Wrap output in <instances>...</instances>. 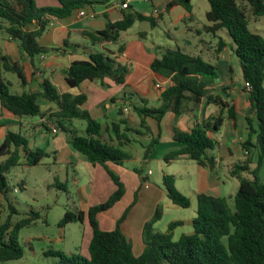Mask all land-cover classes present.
Wrapping results in <instances>:
<instances>
[{"label":"trees","instance_id":"obj_1","mask_svg":"<svg viewBox=\"0 0 264 264\" xmlns=\"http://www.w3.org/2000/svg\"><path fill=\"white\" fill-rule=\"evenodd\" d=\"M48 1H54L56 6L39 7L37 0H0V33L18 42L31 59L47 54L48 49L42 47L38 39L53 20L65 19L79 10L94 11L95 7L107 4L110 0ZM207 1L208 24L202 27V31L211 34L213 38H218L220 31L227 32L234 44L232 50L239 62L242 81L251 86L249 92L243 87L250 105V117L246 118V137L240 144L245 160L235 162L229 169L230 176L238 181L233 208L229 206L227 198L197 194L196 213L191 223L192 233L183 234L176 241L173 240V231L181 222L170 223L164 233L155 232L153 225L160 217L157 210L154 218L143 226V252L134 256L131 243L121 230L129 209L116 221L113 230L104 231L99 227L97 217L111 209L124 195V186L119 178L106 170L116 186L115 192L105 202L89 207L85 212H65L59 224L63 227L87 220L91 229L88 258L50 252V255L58 257L56 264H264V184L259 178L264 157V39L250 32L245 11L235 0ZM243 1L249 4L254 17L264 15L263 0ZM177 7L188 14L185 20H192L190 0H172L164 12L169 13ZM161 20L162 14L156 17L145 16L128 5L120 20H108L103 30L86 33L92 46L101 43L118 45V56L107 51H96L89 53L86 59L72 62L63 71L66 85L76 89L84 81L109 79L115 85L124 86L130 69L127 63L122 64L118 60L124 51V45H120L121 35L135 22H148L151 28H156ZM225 47V42L218 38L215 54L218 55ZM0 68L15 74L21 84L24 82L22 66L1 52ZM150 70L160 79L170 82L160 92L159 106L149 107L146 99L124 93L120 97L123 103L117 109L118 119L104 128L84 109L87 100L84 94L74 96L60 93L49 80L43 82L41 92H23L18 95L9 91L8 81L0 79V107L18 119L37 116L46 119L65 135L67 144L85 157L90 165L106 167L107 163L121 165L125 161L127 157L121 148L135 142L130 133L149 139L143 146L142 158L146 160L161 138V122L165 115H180L185 103L199 104L204 101L206 105L216 106L217 113L188 131L174 130L172 139L181 147L170 151L163 158L169 162L186 156L212 172L215 161L209 152L218 146L215 134L225 119L231 123L233 130L237 127L236 108L226 93L229 88L222 87L219 92L212 89L218 77L217 67L199 56L185 54L179 49H166L160 58L153 59ZM39 98L54 105L53 111L42 113ZM129 108L138 118V128H132L128 123L129 116L125 110ZM252 116L256 118L255 127ZM74 120L85 123L84 136H79L76 130H69L66 126ZM41 126L51 132L48 123ZM21 153L28 166H36L48 157V153L40 148L31 150L28 138L21 133L6 131L0 144V158L4 157L0 161V195L7 203L8 215L4 222L0 220V264L23 257V249L18 242L19 233L39 219V214L32 212L13 222L17 211L9 201L11 187L7 175L19 164ZM255 153L256 167H252ZM134 172L141 175L139 170L135 169ZM174 181L173 175L163 177L166 196L174 206L188 209L190 200L176 189Z\"/></svg>","mask_w":264,"mask_h":264},{"label":"rangeland","instance_id":"obj_2","mask_svg":"<svg viewBox=\"0 0 264 264\" xmlns=\"http://www.w3.org/2000/svg\"><path fill=\"white\" fill-rule=\"evenodd\" d=\"M114 1L121 3L122 0ZM129 1L131 6L137 9L136 3L138 4V2L136 0ZM235 1L245 11L250 32L258 34L264 39V15L254 17L251 14L248 3L243 0ZM141 3L145 5V2ZM190 4L194 17L193 21L185 20V16H188V14L181 7H177L170 13L163 11L162 20L158 22L156 28H151L147 23L139 22L127 32L124 42L127 43L131 42L132 39H138L148 48L157 46L164 51L166 49H179L185 54L199 56L205 61L214 63L215 46L218 38H221L227 44L226 55H229L234 63L232 65L234 70L233 78L234 80L236 78L242 80L238 59L232 50L234 44L227 32L225 30L220 31L217 34L218 38H213L211 34L202 31V27L208 24L206 20V12L209 9L208 1L190 0ZM96 8L98 9V7ZM88 17L93 19L95 15L92 17L90 13ZM99 20L104 19L100 17ZM138 33H145V36L140 38ZM0 34L6 36L3 33ZM73 43L79 44L78 46L80 47L86 46L84 40L79 37ZM0 44L3 45V42L1 41ZM87 46L91 53L102 51L97 46L93 47L89 42H87ZM107 47L116 49L112 44H108ZM1 78L10 83L9 91L11 93L19 95L23 92H29V88L24 87L15 74L1 70ZM235 85L236 88H239L242 82L240 84L235 82ZM38 102L41 109H43L44 102L40 99ZM158 106V102L151 101V107L157 108ZM129 113L132 115L129 119V125L133 128H138L136 126L138 122L137 116L132 113V109H129ZM245 116H243V112L238 114L237 129L234 132L237 133V131L241 132L242 130L245 132L246 118L250 117V114L247 113ZM29 119L39 121V116ZM44 120L48 123L50 129L55 128L53 123L46 119ZM252 120V124L255 127L256 118L252 116ZM66 126L76 130L79 136L85 135V123L83 121L74 120ZM222 129L220 133H222ZM10 130L18 132V129L14 127ZM161 132L162 145L159 147L155 146L146 160L142 158L144 151L143 149L141 150L142 146L140 145L147 137L130 133V136L136 142L128 148L130 160L125 161L124 166L131 172L135 169L141 171V175L134 172L138 176L140 187H127L124 189L123 197L111 209L99 215L100 229L111 231L115 228L116 221L129 209L122 225L126 223L125 230L129 232L128 238L132 241L128 238L127 240L131 243L134 256H139L143 252L144 247L142 245L144 244H142L143 240L140 237V232L142 233L143 230V222L146 220V223L152 220L157 210L160 213V217L153 225V229L159 233L166 232L168 225L172 222L184 221L185 223V221L191 220L196 213V199L191 193L188 178L185 174L186 172H190L191 175L194 173H192L191 168H188L185 172L181 170L182 166L178 162H167L163 158L167 153V150L163 152L165 148L163 143L167 141V117L161 124ZM21 133L28 138L31 150L40 148L48 153V157L43 158L36 166H28L25 162L24 154L21 153L19 164L11 169L7 175L8 184L11 187L8 195L9 201L17 211V215L13 217V222L29 216L32 212L38 213L39 219L34 224L22 229L19 233L18 242L23 249V257L19 260L2 264H56L59 259L54 255H50V252H60L68 256L75 255L87 259L89 256L88 245L91 238V229L87 220L85 219L83 223H69L63 227H60L59 224L67 211L74 213L77 210H82L85 212L89 207L105 202L115 192L116 186L113 185L108 176L104 174L101 176L97 170H94L85 157L76 153L69 145L68 147L71 151L77 157L84 159L87 164L76 163L72 165L61 162L60 157L67 155V151L62 146L58 148L59 142L65 140L64 134L59 130L56 136L54 133L47 132L41 126L34 131L29 130L26 132L23 130ZM2 141L3 139L0 137V144ZM58 150L60 157L57 156ZM136 152H141L139 163L136 162ZM57 157L59 158L57 159ZM3 159L4 157H1L0 161ZM256 160L257 153L253 156L252 167H256ZM236 161L237 155L235 153L231 162ZM191 163L196 167L195 162L191 161ZM228 164L229 162L223 161L220 170L215 173L220 184L217 189V196L227 198L229 206L233 208V198L238 190V181L230 176ZM167 175L175 177L174 182L181 192L178 191L190 200V208L182 209L174 206L169 201L162 183L163 177ZM245 176L248 175L245 174ZM259 178L264 184V157L259 171ZM21 184H23L22 187L20 186ZM7 215V203L0 195L1 222L5 221ZM186 232H188L186 223L176 227L173 231V240L176 241L181 235L187 234ZM140 247L142 249H139Z\"/></svg>","mask_w":264,"mask_h":264},{"label":"crops","instance_id":"obj_3","mask_svg":"<svg viewBox=\"0 0 264 264\" xmlns=\"http://www.w3.org/2000/svg\"><path fill=\"white\" fill-rule=\"evenodd\" d=\"M110 1L107 4L97 6L98 9L96 7L94 8L95 17L93 19L88 16L79 17L78 11H75L71 16L65 19L53 20L49 24L45 32L42 34V36L38 39L39 44L42 47L48 49L47 54L37 56L33 59L29 58V56L23 52L18 42L9 39L7 36L0 34L1 37L0 43L1 41L3 42V45L0 44V52L2 54L9 56L13 62L19 63L22 66L24 72V82L22 83V85L24 87H28L29 92H41L43 90V82L45 80H49L53 85H55L58 88L60 93H70L74 96L84 94L87 97L86 103L84 105V109H86L95 120L102 123L103 128L105 127V125L115 122L118 119L117 109L123 103L120 100V97L124 93L134 94L146 99L148 101V106L151 107V101L158 102L159 104L160 91H158L155 88V85L163 84L166 82V80L160 79L156 74H154L150 70V64L153 61V59L161 57L164 51L162 50V48L159 49V47L157 46L148 48L144 44H142L138 39L136 40L132 39L131 42H127V43L124 42V39L127 37V32L132 27L136 26L137 23H139V22H135L127 32L121 35L120 38V45H124V51L122 54L119 55L118 60L122 64L127 63L130 69L129 74L126 77L124 86L115 85L109 79H104L103 81H96V82L84 81L76 89H70L66 85L63 71L66 68H68L72 62L76 60L86 59L87 55L91 53L89 47L87 46V42L89 41L88 38L85 36V34L88 32L91 33V32L103 30L108 20L115 22L122 18L123 9H120L119 7L117 8L110 7L111 3L114 2L119 3V2L114 0H110ZM136 1L138 2V4L136 3L137 6V9H135L136 11L144 14L145 16L152 15L156 17L157 14H162L163 11H165V7L172 0H136ZM141 2H145V5L144 4L142 5ZM122 3H127L129 6H131V2L129 0H122L121 3L119 4ZM37 5L39 7L56 6V3L54 1H48V0H37ZM100 17H102L104 20H99ZM186 18L187 15L185 16V19ZM193 20L194 17L190 21ZM140 23L149 24L148 22H140ZM144 36L145 33H138V37L143 38ZM77 37L82 38L86 46L80 47L78 46L79 44L76 45V43H73V41H75ZM108 44L111 45L112 43H101V44H97L96 46L100 48L102 51H107L109 53H112L113 55L118 56L116 52L118 49V45L112 44L116 47V49L114 50L107 47ZM226 48H227V44L226 47L218 53V55L215 54L214 63L212 64H214L217 67L218 77L215 81V84L212 86V89L215 90L216 92H219V89L222 87L229 88V90H227L226 93L230 96V99L232 100V103L236 108L237 119H238V114L241 112H243V116H245L247 113L250 114V105L248 101V95L243 91V81L239 78H236L234 80L232 76L234 71L232 65L234 63L232 62L230 56L226 55L227 53ZM0 79H3L1 78V68H0ZM235 82L237 84H240L242 82L241 87L236 88ZM167 85H170L168 83V80H167ZM39 99L42 100V102H44L43 109H41V106L38 102L42 113L46 111H51V112L53 111L54 105L48 103L43 98H39ZM125 104L126 106L128 105L127 102ZM129 109L125 110V113L127 114V116H129L130 119L132 115L131 113H129ZM217 111L218 108L216 106L206 105L205 102L202 101L199 104L185 103L183 106V113L180 115H175L173 113L166 114L161 122L162 124L164 119L167 117V141L163 143L165 146L163 152L167 150L166 154H168L170 151L179 149L181 147L179 144L175 143L172 139V133L174 130L188 131L194 125L200 124L203 120L208 119L209 117L217 113ZM0 115H1L0 137H2V139L4 138L6 131H11L10 129L13 127L17 128L19 133H21V131L23 130L28 132L29 130L34 131L36 128H39L41 124L46 122L44 119H41L40 116H39V121H34V119H29V118L18 119L16 117L11 116L9 113L1 110V107H0ZM68 124H71V122ZM138 124L139 122L136 123V126H138ZM68 129L71 130L70 127H68ZM221 129H222V133H220ZM221 129L214 136L218 143L217 148L209 152V154H211L214 157V161H215V167L212 172L208 169L198 166L197 164L196 167H194V165H192L191 163V160L186 156H181L175 160L169 161L173 163L178 162L179 164H181L182 166L181 170L185 172L187 171L188 168H191L192 173L194 174L191 175L190 172H186L185 174L186 177L188 178V184L189 187L191 188V193L195 199L197 194L200 193L208 196L218 197L217 189L219 188L220 184H219V179L216 176L217 174L215 175V173H217L220 170L223 161L229 162L228 166L230 169V167L235 163V162L233 163L231 162V160L234 158L235 153L237 155L236 162L245 160V156L243 154L240 144L245 138L246 131L244 132L242 130L241 132L238 131L237 133L234 132L236 131L237 127L235 130H233L231 128V123L226 119L224 120ZM56 135L57 134H55V136ZM64 139H65L64 141L61 140V142H59L58 144V148L62 146L64 147V150L67 151V155H65L64 157H60L58 150L57 156L61 158V162L63 163L65 162V164H72V165L76 163L87 164L85 163L84 159L77 157L75 153L71 151V149L68 147L66 137H64ZM148 141H149L148 138L145 139L140 146L143 147L148 143ZM135 142H133L132 144H135ZM130 145L121 148L127 157L125 161L130 160L129 158L130 155L128 154L127 151L128 148H130ZM161 145H162V132H161V138L158 144L155 146L159 147ZM142 147L141 150L143 149ZM136 153H137L136 162L139 163L141 152H136ZM59 157H57V159ZM124 162L121 165L107 163L106 167L95 165L92 168L94 170H97L101 176L103 174L108 176L106 170H109L119 178L120 182L124 186V189H126L127 187L139 188L140 184L138 181V176L134 173V171L131 172L128 169H126L124 166ZM213 173L214 175L211 176V174ZM175 187L177 190H179L177 188L176 183H175ZM99 217L100 216L97 217L98 220ZM192 220L193 218H191V220L189 221H185L188 228V232H186L187 233L186 235L192 233V226H191ZM145 221L143 222V225L145 224ZM185 223L184 221H181V225ZM125 224L126 223H124L121 226V230L127 239L129 237V232L125 230ZM140 237L142 238L141 232H140ZM173 238H174V233H173ZM142 247H144V245H142ZM139 249L142 248L140 247Z\"/></svg>","mask_w":264,"mask_h":264},{"label":"built area","instance_id":"obj_4","mask_svg":"<svg viewBox=\"0 0 264 264\" xmlns=\"http://www.w3.org/2000/svg\"><path fill=\"white\" fill-rule=\"evenodd\" d=\"M127 6H128V4L127 3H122V4H119V3H111V6L110 7H112V8H117V7H119L120 9H126L127 8ZM91 13V16L93 17L94 16V12H89V11H85V10H79L78 11V16L79 17H85V16H88L89 14ZM168 83L170 84V82L168 81ZM167 85V80H166V82L165 83H163V84H156L155 85V88L158 90V91H162V89L165 87ZM243 87H244V89L247 91V92H249L250 90H251V86H250V84H248V83H246V82H243ZM45 124H47L46 122H45ZM49 127V126H48ZM51 130V133H54V134H57V130H56V128H51L50 129Z\"/></svg>","mask_w":264,"mask_h":264},{"label":"water","instance_id":"obj_5","mask_svg":"<svg viewBox=\"0 0 264 264\" xmlns=\"http://www.w3.org/2000/svg\"><path fill=\"white\" fill-rule=\"evenodd\" d=\"M28 27V26H27Z\"/></svg>","mask_w":264,"mask_h":264}]
</instances>
